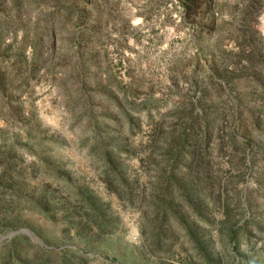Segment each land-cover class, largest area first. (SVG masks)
<instances>
[{"label": "rangeland", "instance_id": "obj_1", "mask_svg": "<svg viewBox=\"0 0 264 264\" xmlns=\"http://www.w3.org/2000/svg\"><path fill=\"white\" fill-rule=\"evenodd\" d=\"M0 264H264V0H0Z\"/></svg>", "mask_w": 264, "mask_h": 264}, {"label": "water", "instance_id": "obj_2", "mask_svg": "<svg viewBox=\"0 0 264 264\" xmlns=\"http://www.w3.org/2000/svg\"><path fill=\"white\" fill-rule=\"evenodd\" d=\"M18 233H24V234H27V235H29L32 239H34L35 241L39 242V240H38V239H35V238L30 234V232H29L28 230H26V229H22V230H20V231H18V232H12V233H10V234L8 235V237H13V236H15V235L18 234Z\"/></svg>", "mask_w": 264, "mask_h": 264}]
</instances>
